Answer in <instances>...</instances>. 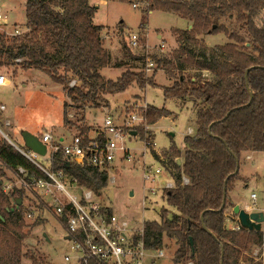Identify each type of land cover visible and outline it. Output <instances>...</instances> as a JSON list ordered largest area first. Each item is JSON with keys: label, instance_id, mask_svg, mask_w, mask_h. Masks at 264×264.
<instances>
[{"label": "trees", "instance_id": "obj_1", "mask_svg": "<svg viewBox=\"0 0 264 264\" xmlns=\"http://www.w3.org/2000/svg\"><path fill=\"white\" fill-rule=\"evenodd\" d=\"M167 2H161L158 9L166 8L163 10L189 20L191 28L177 31L178 39L182 42L172 55L177 66L169 57H151L155 59L156 67L163 68L172 79L170 86L162 88L164 97L197 105V128L193 135L183 137L182 148L172 144L167 153L170 159L173 155L182 156L180 165L173 162L178 170L172 173L175 185L166 190V202L175 207L177 213L166 217V209H162L159 222L146 221L143 241L146 248L159 249L165 245L163 236L174 240L178 246L174 253L176 264H187L189 261L192 264H219L220 260L222 264H238L240 251L232 247L230 242L236 241L239 248L244 250L252 244L262 245L263 242L261 230L251 231L240 226L236 233L225 227V209L230 205L228 190L239 177V171L228 177L225 205L222 210L219 208L224 195V180L236 169L235 157L239 160L245 151H264V24L258 26L254 20L255 15L264 9V0H173L168 2L170 6H167ZM24 8V32L12 37L0 33V52H5L10 59L23 57L21 68L41 70L57 83L65 84L75 79L73 86L66 85L64 88L66 96L76 103L77 108L82 109L84 102H95L102 98L103 93L124 92L133 83L140 90H144L147 85L157 86L143 71L127 69L112 81L102 80L99 70L109 63L110 55L102 44L100 32L104 27L93 22L98 5L89 0H24ZM231 10L235 11V20L249 36L250 44L257 54L250 55L227 42L219 46V53L200 47L201 59H197L187 44H194L197 34L209 32L208 24L217 25ZM218 30L217 25L210 32ZM122 48L127 49L124 44ZM127 51L130 58L142 67L144 57ZM188 63H193L198 69L208 70L215 79L201 75L185 79L182 73H175L174 68L185 70L184 65ZM251 65L258 67L249 70L247 75L248 86L252 91L249 102L244 72ZM142 111L147 124H154L171 113L164 107L150 104ZM67 112L68 103L64 101L63 122L66 124L70 122ZM88 131L87 128L82 133ZM136 131L140 138H148L146 134L149 136L143 127L136 128ZM150 153L158 160L159 156L153 148H150ZM61 158V152L54 154L53 168L63 167L80 185L95 192L106 185V173L88 164L68 165L62 163ZM0 163L1 179L5 177L4 169L16 174L18 167L25 169L27 180H30L31 175L43 176L33 163L5 139L0 141ZM182 176L187 177V184H182ZM13 188L23 202L25 190L17 186ZM9 199L0 181V224L9 228L6 240L8 253H0V264H18L24 238L23 203L16 206L15 199V203L10 205ZM202 213L203 223L211 233L202 226ZM62 223L66 228L64 218ZM235 233L234 240L232 234ZM30 258L31 264L38 263L34 257ZM88 264L96 263L90 261Z\"/></svg>", "mask_w": 264, "mask_h": 264}, {"label": "rangeland", "instance_id": "obj_2", "mask_svg": "<svg viewBox=\"0 0 264 264\" xmlns=\"http://www.w3.org/2000/svg\"><path fill=\"white\" fill-rule=\"evenodd\" d=\"M89 1L99 6L93 22L106 25L103 29L105 32L101 30L100 33L101 35L104 33V36H101L102 44L110 55V61L99 70L102 80L104 82L112 81L127 69L143 71L147 78L151 77L157 86L147 85L144 90H140L133 83L124 92L103 93L102 98L95 102H84L82 109H79L76 107V103L66 96L64 86L70 87L71 81L60 84L38 69L9 68L7 75L10 76L12 83L0 92L1 100L6 104V110L0 111V128L12 141L23 146L22 130H29L37 135H40L44 130H50L54 135H67L69 132L78 133L88 128L87 133L93 134L94 130L102 123L105 113H111L121 121L130 111L139 112L148 104L169 110L170 115L155 122L151 126L152 130L146 128L149 138L155 142L153 148L158 151L155 150L159 156L158 160H165L162 162L165 169L152 156L149 148L142 154L143 142L139 136L138 138H131L129 141L126 140V144L140 161L136 160L133 164H119L114 172L116 182L106 183L97 191L100 192L97 200L101 204H108L118 216L122 215L129 219L134 228L143 229L146 221H160L162 209H166V217H171L177 213L175 207L166 202V190L169 188L164 186L162 181L168 182L173 179L172 173L178 171L173 162L176 161L178 164L180 161L181 163L182 156L173 155V158L170 159L167 153L170 152L169 147L172 144L175 147L181 146L183 136L193 135L196 131L195 106L197 105L189 101L186 103L189 108H186L177 98H165L162 88L170 86L172 83V79L167 76L165 70L157 68L154 64L152 70L144 71L137 61L130 58L128 49H123L122 44L125 43L131 31H137L140 33L143 42L147 44L146 51L150 56H165L173 59L172 55L182 43L178 39L177 31L189 29L191 24L189 20L173 12L163 10L166 8L158 9L161 7V2L173 0H105V2L97 3L95 0ZM134 2L138 4V7H132L131 4ZM168 2L167 6H170ZM0 9L8 23V25H0V28L12 31L14 26L21 27L24 24V0H0ZM254 20L258 26L264 24V9L255 15ZM141 22L142 25H140ZM208 25L209 32L203 33L204 31H202L196 35L194 44H187L197 59H201L199 56L200 47L204 46L207 50L213 49L215 53H219V46L227 42L233 43L238 49L250 55L257 54L250 44L249 36L235 20L234 10L229 11L218 21V31L210 32L217 25L210 23ZM158 33L162 34L163 38L161 36L157 39ZM161 44L163 47L160 46ZM207 50L205 51L206 55H208ZM153 61L155 63V59ZM173 62L177 66L174 59ZM184 67L185 70L174 68V71L177 75L182 73L185 79L197 75L211 80L215 79L208 70L198 69L193 63L185 64ZM2 70L6 69L2 68ZM64 101L68 103L67 114L69 115L67 118L70 121L68 124L63 122ZM4 116L10 119V126L4 125ZM191 127L193 131L188 130ZM1 139L3 138L0 135V141ZM246 152L242 153L240 159L249 180L246 190L241 191L240 197L242 196L245 202L251 200L252 203L254 201L250 198V193L254 192L256 194V207H264V151H257L250 159L245 158ZM143 160L146 165H151L152 171L156 167L161 168V172L155 176L152 182L143 178L141 169ZM0 167H2L1 163ZM4 171L5 177L0 178V181L3 192L10 196L9 204L12 205L15 203V199L20 197L13 188V186L18 187L19 183L15 174L7 169ZM255 172L260 175V178L254 175ZM66 188L70 193L77 196L81 194L80 189H74L69 185ZM130 193L132 194L130 195ZM22 203L24 238L21 241V256L18 264H31L32 259L30 257H34L38 262L37 264H79L75 263L74 259L71 262L64 260V255H73L70 252V240L66 238L68 235L62 221L52 209H48L42 204V198L35 192L25 191ZM232 208L230 205L226 206L224 223L228 231L237 233L239 230L233 229L236 225L232 227L226 218V214L234 215L237 218L232 212ZM8 231V227L0 224L1 254L3 252L8 253L6 245ZM236 233L232 234L234 240ZM163 244L165 245L161 249L164 256L154 260H146L144 264H176L174 253L178 246L174 240L167 236H163ZM230 244L240 251L237 258L238 264L261 263V245L252 244L249 249L244 250L239 248L236 241H232Z\"/></svg>", "mask_w": 264, "mask_h": 264}, {"label": "built area", "instance_id": "obj_3", "mask_svg": "<svg viewBox=\"0 0 264 264\" xmlns=\"http://www.w3.org/2000/svg\"><path fill=\"white\" fill-rule=\"evenodd\" d=\"M105 2V0H95ZM98 5V4H97ZM132 7H138L137 3H132ZM0 25H8L3 11L0 9ZM24 28L14 26L12 31L0 28V33L6 37L20 36ZM148 43V42H147ZM126 48L135 54L144 57L142 69L152 70L154 61L148 51L147 44L143 42L139 32L131 31L124 43ZM163 47V44L160 45ZM23 57L8 58L5 52H0V92L11 84L8 76L9 68L20 67ZM2 68L6 70H2ZM76 83L72 79L70 85ZM145 109V108H144ZM6 110V104L0 98V111ZM69 115V114H67ZM4 125L10 126L11 121L4 116ZM149 128V124L144 119L143 111H130L124 118L118 120L111 113H105L102 123L94 133H67V135H54L50 130H44L37 135L39 140L45 145V154L40 155L30 148L16 144L0 128V135L13 145L23 156L33 163L43 176L31 175L30 180L25 178L27 172L23 167H18L15 174L18 180V187L25 191L35 192L45 204V207L52 209L54 214L66 223V234L70 240V252L73 255H64V260L75 263L88 264L94 261L96 264H144L146 260H154L162 257L164 252L161 248H146L143 241V229L134 228L130 220L122 215H117L108 204H101L97 197L100 192H95L91 188L80 185L77 180L70 176L63 167L53 168L52 159L54 154L61 152V161L68 165L76 166L84 164L96 167L100 172L107 174L106 183H115V170L119 164L134 163L138 160L131 148L127 146L126 140L138 138L136 128ZM135 130L136 134H131ZM147 131V130H146ZM140 138L143 142V152L155 146V142L149 138ZM153 145V146H152ZM154 149V148H153ZM155 150V149H154ZM158 154V153H157ZM141 157V155H140ZM161 167L165 169L163 160H158ZM142 172L144 180L152 182L155 176L161 172V168L156 167L152 171L151 165H146L143 160ZM170 174V172L168 171ZM171 176V174H170ZM172 178V177H171ZM173 179L168 182L162 181L163 185L171 188ZM188 179L182 176V184H187ZM67 185L74 189H80L79 196L70 193ZM252 206L255 205L256 194L251 193ZM240 224L237 221L236 227ZM187 264H192L189 261Z\"/></svg>", "mask_w": 264, "mask_h": 264}, {"label": "water", "instance_id": "obj_4", "mask_svg": "<svg viewBox=\"0 0 264 264\" xmlns=\"http://www.w3.org/2000/svg\"><path fill=\"white\" fill-rule=\"evenodd\" d=\"M257 65H251L249 67H247L245 69L244 72V78H245V84L250 96V100L252 98V91L250 90L249 86H248V80H247V75L249 70L253 69V68H257ZM229 113V112H228ZM228 113L225 115V117L228 115ZM210 129V127H209ZM208 129V130H209ZM131 134L135 135L136 131L132 130ZM21 137L22 140L24 142V145L28 148H30L31 150H33L34 152L43 155L45 154V145L39 140L38 136L34 133H31L28 130H22L21 131ZM235 161H236V169L233 171V173L229 174L223 183V198H222V203L221 206L219 208V210H222L224 205H225V191H226V182L229 176H231L232 174H235L238 171L239 168V160L237 157H235ZM178 164H180V161H178ZM132 193H130L131 195ZM22 201L21 197H17L16 198V206L20 205ZM232 212L237 216L238 222L240 224L241 227L246 228L248 230H255L258 231L261 228V222L264 220V214L262 211L260 210H256V211H247L244 208H241L239 205L235 204L232 208ZM201 222H202V226L205 228L206 231H208L209 233H211L204 225L203 223V213L201 214ZM67 239L69 238L68 236L66 237ZM223 255V248H221V256ZM219 264H222V260H220Z\"/></svg>", "mask_w": 264, "mask_h": 264}, {"label": "crops", "instance_id": "obj_5", "mask_svg": "<svg viewBox=\"0 0 264 264\" xmlns=\"http://www.w3.org/2000/svg\"><path fill=\"white\" fill-rule=\"evenodd\" d=\"M99 8V6H98ZM152 13V11H151ZM94 21V20H93ZM96 24V23H95ZM97 25H102L104 28L106 25H103V24H97ZM103 28V29H104ZM102 29L103 32H105L104 30ZM123 29V28H122ZM101 36H104V33L101 35ZM162 34L158 33L157 34V39L159 37H161ZM163 38V36H162ZM162 40V39H161ZM148 42V41H147ZM123 45V44H122ZM12 83V81H11ZM172 84V83H171ZM1 98V97H0ZM146 102V101H145ZM187 102L189 101H186V102H182L183 104V107H188V105L186 104ZM147 103V102H146ZM186 104V105H184ZM189 108V107H188ZM190 112L192 113V111L190 110ZM194 114V113H193ZM153 124H150L149 125V128L152 130L151 126ZM190 127V126H189ZM188 130L190 131H193V128H189ZM29 131V130H28ZM31 132V131H30ZM33 133V132H31ZM35 134V133H34ZM37 135V134H36ZM155 135V133H154ZM185 135V134H184ZM184 137V136H183ZM183 146V142H182V145L181 146H178V147H182ZM156 150V149H155ZM157 151V150H156ZM158 152V151H157ZM257 151H247L246 152V155H245V158L246 159H250L252 157L253 154H255ZM243 153V152H242ZM241 153V155H242ZM241 157V156H240ZM238 171H239V177L233 182L232 186L230 187V189L228 190V201L230 203V205H239L241 208H244L245 210L247 211H256V210H260L263 212L264 214V207H256V204L254 206H252V203H251V200L250 202H245L243 197L241 196L240 197V193L241 191H245L246 190V187L248 186V180H249V177L247 176V172H244V169L242 167V163H241V159H239V168H238ZM253 175V174H252ZM257 176V178H260V175L255 172V174ZM251 193H254V192H251ZM250 193V195H251ZM251 198V197H250ZM256 199V198H255ZM256 203V202H255ZM232 206V207H233ZM226 217L228 219V224H230L232 227L233 225H236L237 224V218L234 217V215H229V214H226ZM260 230L262 231L263 233V242H262V245H261V264H264V220L261 222V228ZM164 256V255H163Z\"/></svg>", "mask_w": 264, "mask_h": 264}]
</instances>
